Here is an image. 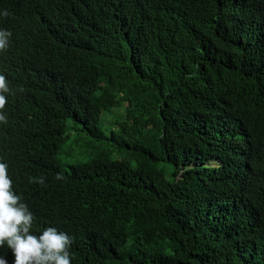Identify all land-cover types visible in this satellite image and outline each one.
Segmentation results:
<instances>
[{
	"label": "trees",
	"instance_id": "obj_1",
	"mask_svg": "<svg viewBox=\"0 0 264 264\" xmlns=\"http://www.w3.org/2000/svg\"><path fill=\"white\" fill-rule=\"evenodd\" d=\"M5 9L0 159L34 234L72 264H264V0Z\"/></svg>",
	"mask_w": 264,
	"mask_h": 264
},
{
	"label": "clouds",
	"instance_id": "obj_2",
	"mask_svg": "<svg viewBox=\"0 0 264 264\" xmlns=\"http://www.w3.org/2000/svg\"><path fill=\"white\" fill-rule=\"evenodd\" d=\"M10 15L6 9L0 11V17ZM11 36L9 29L0 27V52L9 47ZM10 91L6 76L0 73V122L7 121L3 109ZM8 167L0 159V248L10 249L14 257L11 264H72L73 238L68 233L52 226L38 235L33 233L34 213L15 191ZM31 182L43 184L45 181L43 177H34ZM0 264H9L5 255H0Z\"/></svg>",
	"mask_w": 264,
	"mask_h": 264
},
{
	"label": "rangeland",
	"instance_id": "obj_3",
	"mask_svg": "<svg viewBox=\"0 0 264 264\" xmlns=\"http://www.w3.org/2000/svg\"><path fill=\"white\" fill-rule=\"evenodd\" d=\"M67 127H68V128H71L72 126H71L70 123H68ZM70 131H71V129H68V130H67V133H70ZM73 138H74V136L71 135V137H70V140H71V141H68L67 143H65V145H64V147H63V148H64L63 150H67L68 148H73L74 150H71V152H72V154L74 155V159H75V160H78V161H81V160H83L84 158H82L81 156H79L78 151L75 149L74 145H72L71 142L73 141ZM60 158H61V160L63 161V168H62V171H63L64 173H68V170H67V163H66L64 157H63V156H60ZM212 166H216V164H213Z\"/></svg>",
	"mask_w": 264,
	"mask_h": 264
}]
</instances>
